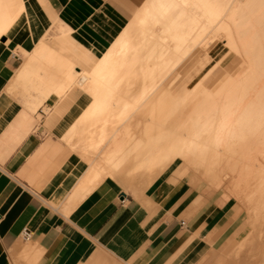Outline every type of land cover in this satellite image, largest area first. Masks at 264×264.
Wrapping results in <instances>:
<instances>
[{
    "label": "crops",
    "instance_id": "obj_1",
    "mask_svg": "<svg viewBox=\"0 0 264 264\" xmlns=\"http://www.w3.org/2000/svg\"><path fill=\"white\" fill-rule=\"evenodd\" d=\"M10 3L14 19L0 36V264H234L232 209L213 198L191 205L183 183L138 192L124 185L121 168L107 166L102 155L130 121L116 123L107 136L96 121L84 122L93 98L78 83L83 65H71L74 80L42 99L17 80L26 61L70 58L55 51L66 37L86 50L84 60H99L143 0Z\"/></svg>",
    "mask_w": 264,
    "mask_h": 264
},
{
    "label": "bare ground",
    "instance_id": "obj_2",
    "mask_svg": "<svg viewBox=\"0 0 264 264\" xmlns=\"http://www.w3.org/2000/svg\"><path fill=\"white\" fill-rule=\"evenodd\" d=\"M10 4V0H0V30L3 33L9 30L14 19L8 15L7 10ZM129 23L126 28L130 26L127 30L124 29L125 32L122 33L120 39H117L115 45L99 60H84L86 50L75 45L71 37H66L59 41L55 51L58 54L68 53L71 60L59 54L63 60L46 61V65L36 59L26 61L22 69L20 68V72L18 71L17 80L22 83L26 82L28 91L32 90L37 97L42 99L52 90L55 91L54 94H57L56 90H64L74 80L75 74L72 73L73 70L70 71L71 65H83L85 69L80 75L78 83L93 98L92 104L82 115L84 122L90 119L96 121L98 123L96 128L107 136L115 128L116 123L124 122L125 119L130 121L118 130L103 158H105L107 166H109L108 161L116 159L115 164L112 165L113 170L125 166L122 168L124 170L122 172L125 173L124 178L131 183L136 178H140L142 175L139 173L140 171L144 172L142 176L151 178L152 174L150 173L159 171L160 169L155 166L162 163L161 161L164 159L155 156V153L152 155V152H147V147L144 145L146 139L149 140L151 136V127L154 128L155 123L156 125L161 124L172 114L167 104L171 99L168 98V92L162 87L163 84L160 81L161 76H167V73L162 71L175 67L179 59L183 56L186 57L196 48L200 47L204 49V52L211 47L214 50L222 39L225 42V48L238 55L245 66L238 75H228L212 87L189 112L187 119L191 121V125L198 126L197 131L209 134L214 149L220 148L221 144L227 141L228 145L233 144L242 151L239 164H254L257 160L252 159L249 151L256 150L257 155L264 154V0H143L135 17ZM155 27L160 29L156 34L152 30ZM151 33L160 40L159 48H161L156 62L152 65L145 63L146 61L142 62L140 56ZM39 50L37 51L39 52ZM40 53L38 58L41 57ZM67 55L66 57H68ZM72 58L79 60L73 59V61ZM50 66H53L55 71H50ZM27 71L31 73H27ZM29 73L30 76H27ZM53 73L62 74V77L48 75ZM206 75H202L195 82L191 92L183 94L184 103L181 106L176 105L180 106L182 111L201 91L204 82H206L203 81ZM54 84H58V87H54ZM131 86H135V88ZM27 95L30 96L29 93ZM171 96L169 94L170 98ZM179 102L181 104V99ZM168 119L170 118L168 117ZM76 125L77 128H88V126H84L85 124ZM75 130L77 131V129ZM84 131L87 133L89 130L85 129ZM176 131L178 132V130ZM138 132L139 136L136 135ZM186 134L189 133L186 132ZM197 138V136H190L180 140L183 152L181 154L183 157H187L189 151L192 150L196 156L200 157V161L205 162L206 153L203 152V147ZM92 144H86L84 151L91 150L94 147ZM211 161L213 159L207 163L209 164ZM232 166L234 167V165ZM255 170L257 169H252V167L243 169V166L241 169L239 167L232 169L236 172ZM258 170L264 171L262 168ZM177 176L180 175L177 174ZM238 177L241 179L240 174ZM21 256L25 258L26 253ZM263 260L262 256L259 258V263L262 264Z\"/></svg>",
    "mask_w": 264,
    "mask_h": 264
},
{
    "label": "rangeland",
    "instance_id": "obj_3",
    "mask_svg": "<svg viewBox=\"0 0 264 264\" xmlns=\"http://www.w3.org/2000/svg\"><path fill=\"white\" fill-rule=\"evenodd\" d=\"M141 1L142 0H132V3L134 5H138ZM152 30L156 34L159 32L160 29L159 27H155ZM155 34L153 35L151 33L149 39L145 44V47H143L144 48L143 51L140 52L141 61L142 62L146 61L145 63L148 64L151 63V65L154 64V62H156L158 53L161 50V48H159L160 40L157 39ZM146 47L148 48L146 49ZM142 52L144 53V55ZM205 52L207 53L208 56L206 55ZM205 52L204 49H201L200 47L196 48L191 52H189L186 55V57L183 56L181 59H179L175 67L173 66L170 69L162 71L165 74L167 73V76L166 75L161 76L160 81L163 84L162 87L166 90V92H168V98L171 99L167 104L169 105L172 114L168 116L170 119H168L167 117L164 120V122H162L161 124L156 125L155 123L153 126L154 128L151 127V134H150L151 136L149 140L148 138L146 139V142L148 141L149 142L148 143L145 142L144 145H146L147 147L146 148L147 152L148 151L152 152L151 153L152 155L155 153L156 154V155L154 154L155 156L157 157L159 156L164 159H162L163 160L161 161L162 163L157 164L158 166H155V168H158L160 170L157 172L153 171L152 173H150L152 174L151 178L148 179L147 177L142 176L144 175V172L140 171L139 173L142 174L140 175V178L139 177L136 178L135 180L131 181V183H129L130 182L129 180L124 178L125 173H123L124 170L122 168L123 167L125 168V166H122L121 168V176L123 175L122 182L127 187L133 188L136 186L138 192H150L152 190L153 194H155L159 189L162 188L165 192H167L169 190L174 189L176 184L183 183L185 185L184 195L190 198L191 205H194V203H197L199 201L203 202V200L205 199L208 200L210 198L218 200L219 204L221 203V206L224 209L228 208L233 210L234 222L236 226L238 225L234 232L233 240L230 242V244L233 245V252L230 254V257L234 261L233 263L260 264L259 258L263 256L264 259V248H262L264 247L263 246L264 245V175H263L264 171H260L258 169L259 168L264 169V154L257 155L256 150L249 151L250 153L249 155H252V159L257 160L254 163L256 165L239 164L240 163L239 159L242 158L241 157L242 151H240L233 144L228 145L227 141L222 143L220 148L214 149V147L212 146V142L209 139V134L197 131L198 126H195L193 124L191 125V121L187 119L188 118L187 115L189 114V112L196 106V104L202 99V97L208 93V91L212 87L216 86L218 82L223 80L228 75L231 76L238 75L243 70L245 65L238 55L225 48V42L222 39L219 41L217 48L212 50L211 47L208 48V50H205ZM202 75L203 76L206 75L205 79L203 80L206 81L204 82V86L202 87L201 91L197 93L196 97L192 100L190 105L182 111L180 106L184 103L183 97L185 93L187 94L192 91V89L195 86V82L200 77H202ZM179 82H183V83H179ZM131 87L135 88V86H131ZM169 94L170 96L172 95L171 98L169 97ZM178 94H180L181 96ZM180 99H181V104L179 102ZM176 105H180V106L177 107ZM180 111L182 112L180 113ZM115 126L118 125L115 124ZM176 130H178V132ZM186 132H188L190 135L186 134ZM178 133L180 134L183 133L184 135L183 134L180 135ZM139 134L140 133L138 132L136 135L139 136ZM98 136L99 135H96V137ZM190 136L198 137L197 141L199 142L200 145H202L203 152H205L208 156L207 157L205 154L204 158L206 159L203 158L204 161L206 160L205 162L200 161L201 160L200 157L196 156L195 152L192 150L189 151V155H187L188 158L182 156L181 153L183 152L181 149L180 140ZM110 140L111 139H109L108 141ZM199 140H201L203 143ZM104 141L101 140L100 145H103V143L105 145L106 143ZM172 141H174L173 144ZM160 143H162L161 144L162 146L160 145ZM205 143L206 145H204ZM175 145L177 146L175 147ZM100 151L104 152L103 149H100ZM94 153L96 154L97 151L96 152L94 151L92 154ZM186 159L188 160V162ZM212 159L213 161H211L208 164L207 161L209 162ZM184 165L186 166L184 167ZM232 165H234V167ZM257 165L259 166L257 167ZM237 166L239 167V169H241L243 166V169L252 167V169H257V170L249 171V172L232 171V169L238 168ZM109 167L112 168V165L109 164ZM215 168L218 170H216ZM177 174L180 176H177ZM238 174H240L241 179L238 177ZM260 175L262 176L260 177ZM13 264H28V263L24 262V260L17 261L15 259L13 261ZM262 264H264V260Z\"/></svg>",
    "mask_w": 264,
    "mask_h": 264
},
{
    "label": "built area",
    "instance_id": "obj_4",
    "mask_svg": "<svg viewBox=\"0 0 264 264\" xmlns=\"http://www.w3.org/2000/svg\"><path fill=\"white\" fill-rule=\"evenodd\" d=\"M23 236H24V238H26V239H27V238H28V233H27V232H25Z\"/></svg>",
    "mask_w": 264,
    "mask_h": 264
},
{
    "label": "snow or ice",
    "instance_id": "obj_5",
    "mask_svg": "<svg viewBox=\"0 0 264 264\" xmlns=\"http://www.w3.org/2000/svg\"><path fill=\"white\" fill-rule=\"evenodd\" d=\"M4 35V33H3V31L2 30H0V36H3ZM3 41H0V43H2Z\"/></svg>",
    "mask_w": 264,
    "mask_h": 264
}]
</instances>
